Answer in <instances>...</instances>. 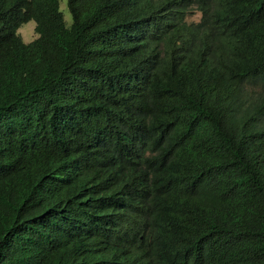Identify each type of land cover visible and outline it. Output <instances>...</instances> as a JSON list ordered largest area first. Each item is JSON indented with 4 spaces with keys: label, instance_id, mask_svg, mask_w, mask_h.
I'll use <instances>...</instances> for the list:
<instances>
[{
    "label": "trees",
    "instance_id": "trees-1",
    "mask_svg": "<svg viewBox=\"0 0 264 264\" xmlns=\"http://www.w3.org/2000/svg\"><path fill=\"white\" fill-rule=\"evenodd\" d=\"M67 3L0 0V264H264V0Z\"/></svg>",
    "mask_w": 264,
    "mask_h": 264
},
{
    "label": "clouds",
    "instance_id": "clouds-1",
    "mask_svg": "<svg viewBox=\"0 0 264 264\" xmlns=\"http://www.w3.org/2000/svg\"><path fill=\"white\" fill-rule=\"evenodd\" d=\"M50 4L55 7L56 12L61 16H62V12L58 10V6H57V2L56 0H50ZM66 7L68 10V3L66 0ZM69 12V10H68ZM70 14V12H69ZM63 19V16H62ZM70 19H71V15H70ZM28 21H33V20H28ZM26 21V22H28ZM25 22V21H23ZM21 22V23H23ZM25 22V23H26ZM64 22V19H63ZM71 22V20H70ZM21 23L16 27V33L19 35L20 39L23 41V39L21 38V34H19L18 31V27L21 25ZM33 23H35L33 21ZM72 23V22H71ZM70 23V25H71ZM67 24L65 23V26ZM67 25V26H70ZM35 26L36 23L34 25L33 28V32H34V38L31 41L25 42V43H30L33 40H35L37 38V33L35 32ZM234 47L231 44H225L224 50L223 52H225L227 54V57L230 55L231 52H233ZM249 48L246 47L243 44H240V49H236V51H247ZM18 65H19V61L18 59H16L15 57H0V97H9L11 96V94L13 93L15 87H8V81L13 80L15 77H19L20 73L18 70ZM252 83L246 84L244 86V88L253 93L252 92ZM26 128V123L23 119H16L13 120L12 122L9 123L8 126H6L5 130H4V137L5 139L8 141L9 144L11 145H15L18 144L22 138L24 129ZM41 160L43 161V163L45 164V168L47 170H52L54 168V164L53 161L50 159L49 156H42ZM46 213V212H45Z\"/></svg>",
    "mask_w": 264,
    "mask_h": 264
},
{
    "label": "rangeland",
    "instance_id": "rangeland-1",
    "mask_svg": "<svg viewBox=\"0 0 264 264\" xmlns=\"http://www.w3.org/2000/svg\"><path fill=\"white\" fill-rule=\"evenodd\" d=\"M56 2H57L58 10L62 12L64 22L67 25H70L71 19H70V14L66 7V0H56ZM188 20L197 21V14H194L192 17H189ZM34 25L35 23H33V21H28L26 23L25 22L21 23V25L18 27L19 34H21V38L23 39V41L28 42L34 38V32H33Z\"/></svg>",
    "mask_w": 264,
    "mask_h": 264
}]
</instances>
